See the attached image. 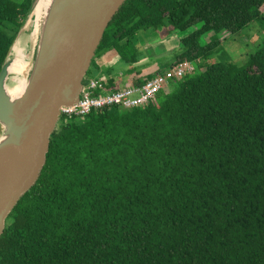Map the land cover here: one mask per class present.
<instances>
[{"label": "trees", "instance_id": "1", "mask_svg": "<svg viewBox=\"0 0 264 264\" xmlns=\"http://www.w3.org/2000/svg\"><path fill=\"white\" fill-rule=\"evenodd\" d=\"M33 2L0 0V72ZM260 20L264 0H127L95 57L133 66L139 32L202 24L173 64L201 72L143 107L62 116L0 264H264V44L243 67L204 63Z\"/></svg>", "mask_w": 264, "mask_h": 264}, {"label": "water", "instance_id": "2", "mask_svg": "<svg viewBox=\"0 0 264 264\" xmlns=\"http://www.w3.org/2000/svg\"><path fill=\"white\" fill-rule=\"evenodd\" d=\"M38 1L34 0L29 15ZM126 1L48 0L39 24L35 22L37 49L24 79L25 87L18 96L12 97L8 91L14 59L2 67L0 239L7 219L46 165L50 138L58 128L61 109L80 100L104 34ZM193 31L183 32L186 35L180 39Z\"/></svg>", "mask_w": 264, "mask_h": 264}, {"label": "rangeland", "instance_id": "3", "mask_svg": "<svg viewBox=\"0 0 264 264\" xmlns=\"http://www.w3.org/2000/svg\"><path fill=\"white\" fill-rule=\"evenodd\" d=\"M201 26L202 24H198L196 27H193L190 30H197L201 28ZM171 32H172V28L170 26L163 29H159L158 31L152 29L147 31H141L135 36L136 38L135 44L137 47L139 46L140 48L145 49L147 44L162 43L164 40L167 39L169 33L172 35H178V38H181V36L183 37L186 35L183 32H178V33L175 31H173L172 33ZM25 36L29 38V49H27V56L29 57V62L28 65L25 66V69L23 71V79L27 78L28 76V72L30 71L33 65L35 51L37 49L38 39H37V34L35 33L34 12L31 13L29 16H27V19L25 20V23L23 24V27L21 29L20 35L16 39V41H18V39L25 40ZM213 36L214 33H209L202 36L201 43L203 45L208 43L210 39L213 38ZM219 39H220L219 44L217 48L214 50L213 54L210 57H208L207 60L204 61L206 66L220 62V63H233L239 67H243L249 62L250 56L254 55L264 44V20L255 21L251 23L247 28H245L243 31H241L238 34L221 35L219 36ZM139 47L137 48L141 52L139 61L147 59L146 56H148V53L146 51L145 53H143ZM13 49L8 60L15 59ZM158 54H161V51H158ZM159 59L160 60H158V62L160 63L161 67L168 65L167 59L163 58L162 56L159 57ZM118 68H122V70L126 69V71H128L127 68H131V67L127 64L119 63ZM92 70L93 67L91 68L86 78L91 77ZM200 72L201 71L196 68L194 73L188 76H195L200 74ZM172 76L173 75L171 74L168 77H172ZM14 77H15L14 74H11V76L9 77L8 87L14 86L15 83ZM181 80L182 79L176 80L175 78H170L168 85H166L165 89L162 92L170 93L176 88V86ZM2 133H3V128L0 125V136L2 135Z\"/></svg>", "mask_w": 264, "mask_h": 264}, {"label": "built area", "instance_id": "4", "mask_svg": "<svg viewBox=\"0 0 264 264\" xmlns=\"http://www.w3.org/2000/svg\"><path fill=\"white\" fill-rule=\"evenodd\" d=\"M196 65L184 61L175 64L164 73H158L153 78L145 80L141 85L129 86L122 89L103 91V85L95 80H89L84 86L77 104L61 109V117H77L84 119L92 110L106 107L121 106L125 109L143 107L155 101L165 89L170 78L180 80L194 73ZM172 77H168L169 75Z\"/></svg>", "mask_w": 264, "mask_h": 264}, {"label": "crops", "instance_id": "5", "mask_svg": "<svg viewBox=\"0 0 264 264\" xmlns=\"http://www.w3.org/2000/svg\"><path fill=\"white\" fill-rule=\"evenodd\" d=\"M179 41L180 38L176 35L168 34L167 39L160 44H147L145 49L138 46L143 53L145 51L148 53L147 59L130 66L131 68H127L129 72L126 69L118 68L119 63L123 64V61L115 50L105 52L93 59L91 65L93 70L89 80L100 82L103 85L104 92L142 84L156 74L164 73L172 68L175 63L174 57L180 50ZM158 51H161V54H158ZM161 56L167 59V66L161 67L158 62Z\"/></svg>", "mask_w": 264, "mask_h": 264}, {"label": "bare ground", "instance_id": "6", "mask_svg": "<svg viewBox=\"0 0 264 264\" xmlns=\"http://www.w3.org/2000/svg\"><path fill=\"white\" fill-rule=\"evenodd\" d=\"M48 0H39L35 8V22L39 24V19L42 16ZM27 49H29V38L25 36V40L18 39L14 46L13 53L15 56L14 62L10 67V76L14 74V86L8 87L9 94L12 97L18 96L22 93L25 87V80L23 79V71L28 65L29 57L27 56ZM10 60V59H9ZM13 60V59H12Z\"/></svg>", "mask_w": 264, "mask_h": 264}]
</instances>
